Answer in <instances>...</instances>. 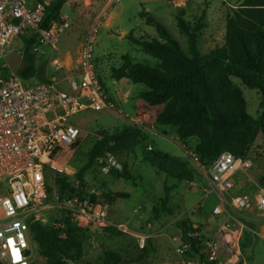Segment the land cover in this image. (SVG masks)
Here are the masks:
<instances>
[{"label": "rangeland", "instance_id": "rangeland-1", "mask_svg": "<svg viewBox=\"0 0 264 264\" xmlns=\"http://www.w3.org/2000/svg\"><path fill=\"white\" fill-rule=\"evenodd\" d=\"M242 1L184 0L181 4L178 0H119L104 11L95 34L93 64L111 110L87 111L76 116L73 122L79 124L80 137L75 145L61 153L57 165L60 169L64 167L67 172H46L50 174L46 176L50 188L47 205L50 208L41 215L42 225L63 228L60 219L70 216L76 227L78 220L75 209L86 200H89L90 205L107 201L109 206L107 225L87 223L77 228L82 235L83 254L80 262L70 264H102L107 252L119 256L121 264H184L186 261L214 264L205 260L204 253L205 243L215 236L221 241L222 264H264V241L256 235L257 228L264 221V213L259 212L253 204L246 211L233 215L228 231L219 234V223L224 219L210 217L217 200L214 195L206 194L207 184L203 178L194 176L191 182H180L157 172L146 162L149 147L152 151L157 150L186 161L187 153L183 146L193 148L199 141V135L182 141L175 133L181 124L157 125L155 119L163 111L164 105L150 106L141 99L142 94L151 91L152 87L125 78L115 80L110 76L111 69H118L122 65L124 56H129L133 64L145 69L160 71L159 67L163 64L177 70L171 61L146 55L128 39L131 36L163 42L155 28L146 23L148 16L154 17L165 27L187 55L188 39L180 30L178 22L194 28L198 54L204 57L225 45L227 19ZM106 2L92 0L91 5H85L84 0H70L63 6L61 13L68 15L70 26L58 47L62 55L68 53L73 61L76 59L80 44L93 21L101 15ZM24 47L25 41L21 38L13 50L20 52ZM41 51L47 57L46 61L55 56L47 48H41ZM36 57L42 63V58ZM55 77L58 81L64 79L61 72L56 73ZM230 81L241 89L246 112L264 124L262 95L244 86L237 78L230 77ZM37 83L33 78L25 81L24 85L33 86ZM61 90L67 91L65 83ZM119 115L138 117L148 129L144 130L147 139L140 147L117 157L120 164L118 171L127 172L130 179L103 174L94 162L79 180L75 174L87 165L88 153L96 142L128 125ZM244 154L250 160L251 168L245 175L238 177V191L256 196L264 190V133L260 131L253 138L252 135L248 137ZM106 193H120L122 196L111 203L106 200ZM178 223L187 224L188 236L195 239L194 247L182 240ZM120 226L124 227L125 232L119 230ZM107 227L116 229L120 234L108 232ZM225 234L226 240H223ZM143 235L148 238L144 248H141L137 237ZM186 244L189 246L181 253ZM32 250L36 264H45L34 243Z\"/></svg>", "mask_w": 264, "mask_h": 264}, {"label": "built area", "instance_id": "built-area-1", "mask_svg": "<svg viewBox=\"0 0 264 264\" xmlns=\"http://www.w3.org/2000/svg\"><path fill=\"white\" fill-rule=\"evenodd\" d=\"M106 1L73 61L68 53L62 55L58 49L70 26L68 15L60 13L47 29L42 28L51 0H0V264H36L30 226L40 222L42 213L50 208L47 205L46 171L67 172L57 165L61 153L75 145L80 137L79 124L73 122L76 116L87 111L111 110L93 64L95 34L100 20L104 11L119 0ZM178 2L183 4L184 0ZM84 3L91 5L92 0H84ZM24 37L35 38L32 53L40 56L48 69L46 81L33 86H25L17 75L22 63L12 71L5 60L14 51L13 46ZM41 48L49 49L55 56L46 61ZM17 53L23 59V51ZM58 72L64 75L61 81L55 77ZM63 83L67 91L61 90ZM119 116L128 125L148 130L138 117ZM186 153L190 164L207 184L205 192L218 198L210 217L224 219L219 223V234L228 231L233 215L246 211L253 204L264 213V190L256 196L233 192L235 175L246 174L251 168L248 157L222 153L210 166H205L194 152L186 149ZM96 165L103 174L120 169L117 156L109 152L97 158ZM108 210L104 201L96 205L84 201L75 209L76 228L87 223L105 226ZM118 228L125 232L124 227ZM256 235L264 241V221ZM147 238L146 235L137 237L141 248ZM223 240H226V234ZM220 245L216 236L205 243L207 262L222 264ZM188 246L184 245L180 252Z\"/></svg>", "mask_w": 264, "mask_h": 264}, {"label": "trees", "instance_id": "trees-1", "mask_svg": "<svg viewBox=\"0 0 264 264\" xmlns=\"http://www.w3.org/2000/svg\"><path fill=\"white\" fill-rule=\"evenodd\" d=\"M68 1L51 0L46 7L42 28H48ZM143 14L145 13L141 15ZM146 23L155 28L163 42L156 39L146 41L131 36L128 39L146 55L171 61L177 70L163 64L159 67L160 71L145 69L133 64L129 56H124L122 65L118 69H111V78H125L136 84L145 83L151 86V91L142 94L141 99L150 106L164 105L163 111L155 119L156 124H181L175 133L182 141L198 134L199 141L189 150L205 166H210L222 153L245 157L248 137L252 135L253 138L260 131L264 133V124L246 112L242 91L231 83L230 77L239 79L249 89L257 90L264 98V0H243L227 19L225 45L204 57L198 54L194 28L178 22L180 30L188 39L187 55L154 17L148 16ZM23 39L25 47L22 66L17 75L23 82L33 78L38 82L46 81V64L40 63L37 55L32 53L35 38ZM145 133L138 127L126 125L112 135L103 136L88 153L87 165L75 176L81 180L93 163L96 164V159L105 153L109 152L118 157L140 147L147 139ZM149 151L146 162L157 172L180 182H191L194 176L202 179L188 159L182 161L157 150ZM109 174L114 178L130 179L127 172L116 169ZM47 175L50 174L46 173ZM47 189L50 194L48 185ZM104 196L112 203L122 194L106 193ZM60 221L63 228L59 229L42 225L39 221L31 224L33 242L38 254L45 260V264L78 263L83 254L82 235L73 226L70 216L62 217ZM178 227L182 240L194 247L195 239L188 236L187 224L178 223ZM106 230L114 235L120 234L112 227H107ZM105 256L102 264H121L120 257L114 253L107 252Z\"/></svg>", "mask_w": 264, "mask_h": 264}, {"label": "water", "instance_id": "water-1", "mask_svg": "<svg viewBox=\"0 0 264 264\" xmlns=\"http://www.w3.org/2000/svg\"><path fill=\"white\" fill-rule=\"evenodd\" d=\"M5 60L10 70L16 71L22 63V55L16 51H12L6 56Z\"/></svg>", "mask_w": 264, "mask_h": 264}, {"label": "crops", "instance_id": "crops-1", "mask_svg": "<svg viewBox=\"0 0 264 264\" xmlns=\"http://www.w3.org/2000/svg\"><path fill=\"white\" fill-rule=\"evenodd\" d=\"M240 175H243V173H238V174H236L235 175V182H236V188H235V190L233 191L234 193H238L239 191V187H240V180L238 179V177L240 176ZM245 175V174H244ZM250 180V179H249ZM247 189V188H246ZM246 189H243V190H246ZM207 194V193H206ZM208 195V194H207ZM213 195V194H212ZM215 196V195H214ZM215 198H216V200H217V203H218V198L215 196ZM211 212V211H210ZM108 224V222H107V220H106V225Z\"/></svg>", "mask_w": 264, "mask_h": 264}]
</instances>
